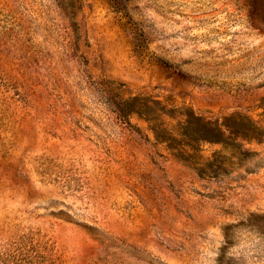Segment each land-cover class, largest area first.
<instances>
[{
    "label": "rangeland",
    "instance_id": "374dc122",
    "mask_svg": "<svg viewBox=\"0 0 264 264\" xmlns=\"http://www.w3.org/2000/svg\"><path fill=\"white\" fill-rule=\"evenodd\" d=\"M0 264H264V0H0Z\"/></svg>",
    "mask_w": 264,
    "mask_h": 264
},
{
    "label": "clouds",
    "instance_id": "9594fccd",
    "mask_svg": "<svg viewBox=\"0 0 264 264\" xmlns=\"http://www.w3.org/2000/svg\"><path fill=\"white\" fill-rule=\"evenodd\" d=\"M225 255H226V258H233V259H235V257H231V252L226 253Z\"/></svg>",
    "mask_w": 264,
    "mask_h": 264
}]
</instances>
